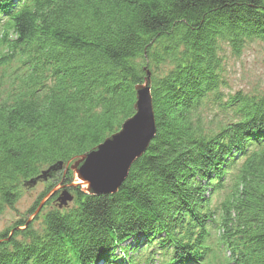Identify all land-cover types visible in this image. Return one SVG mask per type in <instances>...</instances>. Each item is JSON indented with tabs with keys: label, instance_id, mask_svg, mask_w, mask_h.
Listing matches in <instances>:
<instances>
[{
	"label": "trees",
	"instance_id": "obj_1",
	"mask_svg": "<svg viewBox=\"0 0 264 264\" xmlns=\"http://www.w3.org/2000/svg\"><path fill=\"white\" fill-rule=\"evenodd\" d=\"M254 44L264 67V0H0V214L117 132L148 72L156 120L117 192L55 194L0 264H264V93L224 91V47Z\"/></svg>",
	"mask_w": 264,
	"mask_h": 264
},
{
	"label": "water",
	"instance_id": "obj_2",
	"mask_svg": "<svg viewBox=\"0 0 264 264\" xmlns=\"http://www.w3.org/2000/svg\"><path fill=\"white\" fill-rule=\"evenodd\" d=\"M156 134V120L148 72L144 83L136 86L135 113L127 118L121 128L86 153L67 163L58 161L43 170L37 177L25 181L28 187L42 180L56 177L63 169L72 170L75 183L64 185L57 195L59 208L74 199L72 188L80 187L91 195L115 193L127 178L134 161L148 148ZM72 162V163H71ZM56 192V191H54ZM53 192V193H54ZM42 201L34 214L44 205ZM31 220L26 222L25 227Z\"/></svg>",
	"mask_w": 264,
	"mask_h": 264
},
{
	"label": "rangeland",
	"instance_id": "obj_3",
	"mask_svg": "<svg viewBox=\"0 0 264 264\" xmlns=\"http://www.w3.org/2000/svg\"><path fill=\"white\" fill-rule=\"evenodd\" d=\"M223 54L225 58V77L229 83V88L224 89L226 93H235L238 90H242L246 93H264V67L262 64L260 47L257 44L247 47L240 56L233 55L231 49L225 46ZM70 171L72 172L69 168L68 170L63 169L60 173L58 172L56 175L59 176L58 180L64 181L66 178H70L73 183L77 182L78 179H75L72 175L73 173L71 174ZM52 184H54V182L50 179L45 181L42 180L33 187L24 186L21 189L20 197L15 205L12 207L7 206L0 214V232L5 231L20 219L34 220L41 212L46 201L62 189L60 186L61 184H56L42 199V201L45 202L39 212L37 214L32 213L30 210L35 205L40 195L46 192L48 187ZM73 204L74 202L71 201L67 206L71 207ZM56 205L57 199L46 207V211L52 206L56 207Z\"/></svg>",
	"mask_w": 264,
	"mask_h": 264
},
{
	"label": "flooded vegetation",
	"instance_id": "obj_4",
	"mask_svg": "<svg viewBox=\"0 0 264 264\" xmlns=\"http://www.w3.org/2000/svg\"><path fill=\"white\" fill-rule=\"evenodd\" d=\"M59 176H56L55 178H53V179H51V181H53L54 183H59V184H61L60 186H61V188H63V186L64 185H67V184H64V181H59L58 178ZM59 194V192H57V194H56V198H57V195Z\"/></svg>",
	"mask_w": 264,
	"mask_h": 264
}]
</instances>
